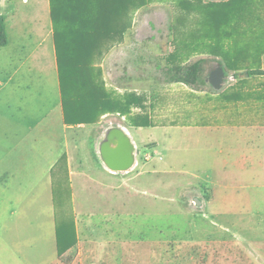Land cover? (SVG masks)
I'll use <instances>...</instances> for the list:
<instances>
[{
    "label": "crops",
    "instance_id": "obj_1",
    "mask_svg": "<svg viewBox=\"0 0 264 264\" xmlns=\"http://www.w3.org/2000/svg\"><path fill=\"white\" fill-rule=\"evenodd\" d=\"M171 1L177 6L183 1L194 3L193 0ZM212 1L201 2L202 8L212 6L209 10L220 11L224 5L241 0ZM47 7L48 16L27 11L14 15L12 1L0 5L7 34V45L0 48V255L4 252L19 264H49L73 248L91 246L90 242H83L92 236L87 233L102 230L98 224L109 225L114 216L113 192L107 190L106 182L111 174L99 158L97 147V141L108 130L102 134L91 131L89 154L82 153L81 140L74 141L71 147L74 130L94 128L99 119L119 116L127 122L120 128L133 142L134 154L136 149H146L151 162L159 152L167 150L175 159L179 152H194L195 160L201 164L207 160L206 153L212 152L214 156H211L219 161L217 164L222 165L226 174L228 164L242 167L249 161L253 163L260 152V166H264V11L258 12L257 6V9L253 6L256 11L250 16L249 29L239 24L243 15L234 14L228 29L202 31L200 46L190 41L196 33L181 36L182 40L175 44L180 54L200 52V59L221 64L210 68L204 78V63L198 84L177 83L170 75L154 90L148 106L147 98L140 95L145 90L132 89L120 94L117 88L104 89L128 113H107L99 117L93 111L89 117L78 115L92 119V123L67 126L49 0ZM226 54L238 61L234 70L225 65L222 58ZM216 70L223 72L220 91L215 90L210 80ZM225 83L229 85L225 87ZM94 86L97 87L96 82ZM201 97L205 100L203 103ZM146 118L150 126H134ZM143 131H148V139L141 143L137 133ZM69 132L72 135L68 138ZM59 169L67 179L74 216L72 246L61 256L57 254L53 190ZM155 169L144 172L153 177L157 173ZM77 182L100 192L79 191L75 188ZM217 188L213 197L220 201L208 207L207 215L255 216L256 221L249 224L248 238L242 241L249 243V264H264V206L258 205L256 196L247 206L238 194L227 193L228 187L217 185ZM123 211L131 214L130 209ZM150 212L154 217L160 213L156 207ZM213 226L218 227V236L223 230H237L236 225L226 227L218 223L209 224L207 229L212 231Z\"/></svg>",
    "mask_w": 264,
    "mask_h": 264
},
{
    "label": "rangeland",
    "instance_id": "obj_2",
    "mask_svg": "<svg viewBox=\"0 0 264 264\" xmlns=\"http://www.w3.org/2000/svg\"><path fill=\"white\" fill-rule=\"evenodd\" d=\"M11 1L16 9L14 15L27 11L29 14L48 16V0H0V5ZM209 1L213 2L193 0L195 5ZM253 6L258 8V12H263L264 0H241L230 5L233 15H243L239 24L244 29H249L250 16L255 14ZM196 17L194 12H184L171 0H152L147 6L133 12L123 38L105 43L91 63V74L97 87L109 91L117 88L120 94H126L132 89L145 90L140 95L147 98L148 106L154 90L172 74L168 70L167 56L175 50V44H179L177 42L182 40L183 34L196 33L193 29ZM200 58V52L183 51L177 61L190 64ZM218 65L221 64L215 60H205L204 78L210 68L215 69ZM229 84L225 83V87ZM200 87L211 92L223 89ZM200 99L202 103L205 101L203 97ZM126 123L119 116H110L99 119L94 128L76 129L71 137V147L74 141L79 143L81 140L84 149L82 153L89 154L92 147L91 131L96 134L97 130L102 134ZM71 135L72 132H69L68 138ZM137 135L141 143L148 139V131ZM104 137L99 139V143L97 141L98 156L99 145ZM147 152L146 149H136L134 155L137 164L126 172L115 173L107 169L111 174L106 183L107 190L113 192L114 216L109 225L98 224L102 230L87 233H92V236L83 242H90L91 246L88 244L86 248H73L61 259H55L49 264H249V243L242 240L248 238L249 224L256 221L255 216L207 215V211L209 206H216L220 201L213 197L217 185L228 187L227 193L238 194L247 206L255 196L258 205L264 206V166H260L261 153L256 155L253 163L249 161L242 167L228 164L225 174L222 165L217 164L219 161L213 159L212 152L206 153L207 160L201 164L195 160L194 152H179L175 159L172 153L162 150L153 162L146 155ZM73 158L76 159L75 156ZM154 169L157 173L151 175L153 177L144 172H152ZM53 187L57 230L60 234L66 230L72 232L74 216L66 177L60 169L56 172ZM75 188L79 191L100 192V189L78 182ZM152 207L160 211L155 217L149 214ZM124 209H130L131 214L127 215ZM211 223L226 227L236 225L237 230H223L218 236V227L213 226L212 231L207 229ZM0 264L19 263L3 252Z\"/></svg>",
    "mask_w": 264,
    "mask_h": 264
},
{
    "label": "trees",
    "instance_id": "obj_3",
    "mask_svg": "<svg viewBox=\"0 0 264 264\" xmlns=\"http://www.w3.org/2000/svg\"><path fill=\"white\" fill-rule=\"evenodd\" d=\"M151 1L49 0L65 124L67 126L92 123V119L88 117L93 115V111L99 117L107 113H119L121 115L128 113L127 109L123 111L118 99H114L110 93L105 92L100 87L94 86L91 63L105 43L120 41L123 38L131 14L147 6ZM179 7L184 12H194L197 15L193 27L196 34L190 40L194 46H200L202 31L226 30L230 27L233 17L230 4L224 5L223 10L220 11L203 9L201 4L195 5L188 1L181 2ZM183 41H185L184 38ZM6 45L7 34L4 17L0 16V48ZM180 55L178 50H175L166 58V62L169 64L168 70L172 73L171 78L177 83L192 86L198 84L205 60L200 59L185 65L178 63L177 59L180 58ZM222 59L229 70H234L238 65L235 56L230 54L224 55ZM247 73H250L249 70ZM79 114L88 117L79 118ZM134 126L148 127L150 124L146 118L144 122ZM72 242L73 228L72 232L66 230L64 234H60L56 229L58 256L65 253L72 246Z\"/></svg>",
    "mask_w": 264,
    "mask_h": 264
},
{
    "label": "water",
    "instance_id": "obj_4",
    "mask_svg": "<svg viewBox=\"0 0 264 264\" xmlns=\"http://www.w3.org/2000/svg\"><path fill=\"white\" fill-rule=\"evenodd\" d=\"M222 77L221 70L212 73L210 80L215 89L220 88ZM99 156L111 172L130 170L135 163L133 142L122 128H110L99 145Z\"/></svg>",
    "mask_w": 264,
    "mask_h": 264
}]
</instances>
